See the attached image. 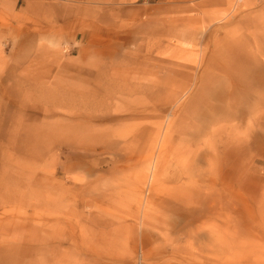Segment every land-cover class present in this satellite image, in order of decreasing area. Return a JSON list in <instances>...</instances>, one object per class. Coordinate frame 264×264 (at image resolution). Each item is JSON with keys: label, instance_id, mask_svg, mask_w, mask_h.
<instances>
[{"label": "rangeland", "instance_id": "374dc122", "mask_svg": "<svg viewBox=\"0 0 264 264\" xmlns=\"http://www.w3.org/2000/svg\"><path fill=\"white\" fill-rule=\"evenodd\" d=\"M261 97L264 0H0V264H264Z\"/></svg>", "mask_w": 264, "mask_h": 264}, {"label": "bare ground", "instance_id": "6f19581e", "mask_svg": "<svg viewBox=\"0 0 264 264\" xmlns=\"http://www.w3.org/2000/svg\"><path fill=\"white\" fill-rule=\"evenodd\" d=\"M254 42L257 45V41L255 40ZM246 46H248V45H246ZM241 49H244V48H241ZM239 51H241V50H239ZM258 53H262L260 48H258L255 53H252L250 51V49H245L243 55L248 56V57H245L246 59H244L243 63H241V62L239 64L231 63V67H230V70L228 69L227 75L230 76L234 81H237V80L241 79L242 77H244L245 71H246L244 69V66L247 67L249 63L250 64L252 63L254 66H256L257 65L256 55ZM239 54L241 55V52ZM261 98H262L261 101H264V97H261Z\"/></svg>", "mask_w": 264, "mask_h": 264}]
</instances>
